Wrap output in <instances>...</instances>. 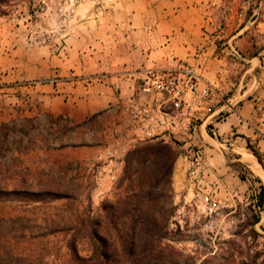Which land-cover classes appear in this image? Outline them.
Returning <instances> with one entry per match:
<instances>
[{
	"label": "rangeland",
	"instance_id": "obj_1",
	"mask_svg": "<svg viewBox=\"0 0 264 264\" xmlns=\"http://www.w3.org/2000/svg\"><path fill=\"white\" fill-rule=\"evenodd\" d=\"M189 1L199 5L207 2L212 17L216 16V3L225 6L224 14H229L234 5L257 2L12 0L4 4L5 14L0 15V188L52 191L69 198L46 202L0 195L1 218L26 216L32 226L68 230L89 217L106 215L103 204L124 200L131 189V176L138 180L142 173L154 170L152 162L144 164L145 156L134 153L147 143L135 142L130 136L126 141L118 135L127 105H123L127 96L118 79L129 74L120 68L134 59L129 51L139 48L142 40L129 44L123 38L128 36L134 18L145 35ZM260 36L263 45L264 32ZM102 91L110 96V103L88 120L91 135L78 133L75 142L72 134L76 127L51 109H61V102L68 100L74 109L80 108L86 94L87 99L92 96L97 102ZM211 102L200 100L194 103L195 110L199 113L204 108L210 113ZM202 124L203 119L198 118L192 137L170 144L178 153L172 176L175 213L164 245L194 264H264V207L259 206L264 177L254 169L256 163L264 174V132L257 141L240 139L238 144L243 147H228L223 142L224 164L230 170L226 169L220 179H188L186 157L193 159L190 147L196 150L200 146L208 157L206 147L216 149L220 144L214 125L209 122L200 128ZM103 142V158L88 164L78 162V166H68L62 160L52 166L47 152L51 146L92 147ZM245 154H251L255 162L248 161ZM208 192L213 196L210 201L205 198ZM29 231L38 235L42 229ZM70 238L61 232L5 242L31 264H73ZM79 246L83 257L92 254L89 241Z\"/></svg>",
	"mask_w": 264,
	"mask_h": 264
},
{
	"label": "crops",
	"instance_id": "obj_2",
	"mask_svg": "<svg viewBox=\"0 0 264 264\" xmlns=\"http://www.w3.org/2000/svg\"><path fill=\"white\" fill-rule=\"evenodd\" d=\"M216 5V16L212 17L207 2L201 5L184 2L180 10H175L178 13H169L171 16L166 15L154 30L149 29L145 35L138 29L141 23L137 25L134 18L132 26L129 23L128 36H124L123 40L130 44L133 40L142 39L141 44L139 48L129 51L132 52L129 57L134 56V59L120 68L129 74L118 79L127 96L123 99V105H126L131 100L152 99L141 93L143 80L149 71L177 66L195 69L199 75V97L195 103L205 100L204 93L208 90L211 95L205 103L211 102V98L213 104L212 112L206 113L201 108L202 111L197 114L199 119H203L200 128L209 122L213 124L216 140L220 143L216 149L206 147L207 173L202 179H220L219 176L226 173V169L230 170L224 164L223 142L228 147H243L238 144L240 139L257 141L264 132V44L260 45L259 42L262 38L260 34L264 32V0H257L252 5H234L230 7L229 14H224L225 6L220 3ZM109 103L110 96L102 91L97 102L92 96L87 99L86 94L80 108L74 109L71 100H68L61 102L63 106L58 111L54 107L51 110L57 117L68 121L70 126L76 127L72 134L76 142L78 133L84 131L87 137L91 135L88 120L105 110ZM204 114L206 117H203ZM83 128L85 130H81ZM104 148L103 142L100 146L92 147L51 146L47 152L51 154L52 166L61 160L68 166L69 163L78 166V162L88 164L93 160L98 161L99 157L103 158ZM106 150L109 151V148Z\"/></svg>",
	"mask_w": 264,
	"mask_h": 264
},
{
	"label": "trees",
	"instance_id": "obj_3",
	"mask_svg": "<svg viewBox=\"0 0 264 264\" xmlns=\"http://www.w3.org/2000/svg\"><path fill=\"white\" fill-rule=\"evenodd\" d=\"M10 1L0 0V15L5 14L2 8ZM134 153L145 156L144 164L152 162L154 170L142 173V178L138 180L131 176L128 196L121 201L103 204L107 213L100 218L89 217L68 230H44L42 225L32 226L31 219L26 216L12 219L0 217V264H31L16 255L6 239H37L61 232L71 235L68 248L73 264H194L192 259L164 245L169 239L170 220L175 213L172 176L178 153L171 145L162 142L144 144ZM256 156L259 157L258 153ZM42 194L45 193L0 188V195L32 197L36 201L69 198L52 191ZM259 206L264 207V186L261 187ZM30 228H39L42 232L36 235L30 233ZM84 240L91 243L92 254L89 257H83L79 249Z\"/></svg>",
	"mask_w": 264,
	"mask_h": 264
},
{
	"label": "built area",
	"instance_id": "obj_4",
	"mask_svg": "<svg viewBox=\"0 0 264 264\" xmlns=\"http://www.w3.org/2000/svg\"><path fill=\"white\" fill-rule=\"evenodd\" d=\"M199 75L190 66H177L167 70L149 71L141 86V93L152 97L144 101L131 100L124 107V122L120 138L130 136L138 143L177 144L188 140L196 131L198 113L194 103L198 101ZM210 96L208 90L204 97ZM197 146V145H195ZM192 149V160L188 162V179H202L207 173L208 159L200 146ZM113 157V151L109 152ZM180 159H183L181 155ZM115 179V177H112ZM208 192L207 201L213 196Z\"/></svg>",
	"mask_w": 264,
	"mask_h": 264
},
{
	"label": "bare ground",
	"instance_id": "obj_5",
	"mask_svg": "<svg viewBox=\"0 0 264 264\" xmlns=\"http://www.w3.org/2000/svg\"><path fill=\"white\" fill-rule=\"evenodd\" d=\"M251 155V154H250ZM248 154H245L244 157L248 160V161H253L255 162V158L253 159L252 156H250ZM252 162V163H253ZM260 166H258L256 163L254 164V169H256V171H258L263 177H264V174H263V171L261 170V168H259Z\"/></svg>",
	"mask_w": 264,
	"mask_h": 264
}]
</instances>
